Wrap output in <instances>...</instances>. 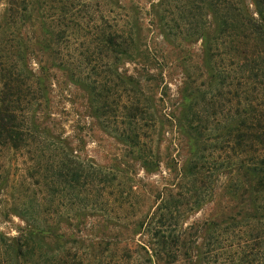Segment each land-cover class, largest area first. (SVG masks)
I'll use <instances>...</instances> for the list:
<instances>
[{"label": "trees", "instance_id": "obj_1", "mask_svg": "<svg viewBox=\"0 0 264 264\" xmlns=\"http://www.w3.org/2000/svg\"><path fill=\"white\" fill-rule=\"evenodd\" d=\"M13 218L0 264H264V0H0Z\"/></svg>", "mask_w": 264, "mask_h": 264}, {"label": "rangeland", "instance_id": "obj_2", "mask_svg": "<svg viewBox=\"0 0 264 264\" xmlns=\"http://www.w3.org/2000/svg\"><path fill=\"white\" fill-rule=\"evenodd\" d=\"M172 89H174V87H172ZM85 132L86 134L84 138L83 154L98 165L109 164L111 157L115 155L118 150V145L107 134L102 133L95 126H91V129H86ZM141 175L143 176L144 174ZM156 179L157 177L151 178V180ZM212 210V205H204L200 209L193 210L187 218V222L192 223L195 221H201L210 212H212ZM21 225L22 223L19 219L13 218L12 221L7 224H0V230L8 235L13 236L15 235L14 229ZM211 256L214 257L213 259L215 262L213 264H220V252H217ZM221 264L229 263L224 262Z\"/></svg>", "mask_w": 264, "mask_h": 264}]
</instances>
